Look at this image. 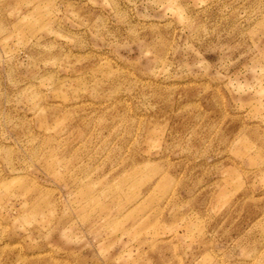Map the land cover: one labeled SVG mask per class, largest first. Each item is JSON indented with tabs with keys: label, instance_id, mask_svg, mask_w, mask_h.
Returning a JSON list of instances; mask_svg holds the SVG:
<instances>
[{
	"label": "rangeland",
	"instance_id": "374dc122",
	"mask_svg": "<svg viewBox=\"0 0 264 264\" xmlns=\"http://www.w3.org/2000/svg\"><path fill=\"white\" fill-rule=\"evenodd\" d=\"M0 264H264V0H0Z\"/></svg>",
	"mask_w": 264,
	"mask_h": 264
}]
</instances>
